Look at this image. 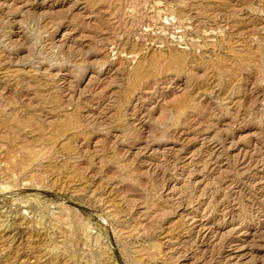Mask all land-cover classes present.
I'll return each mask as SVG.
<instances>
[{"label": "rangeland", "instance_id": "1", "mask_svg": "<svg viewBox=\"0 0 264 264\" xmlns=\"http://www.w3.org/2000/svg\"><path fill=\"white\" fill-rule=\"evenodd\" d=\"M0 264H264V0H0Z\"/></svg>", "mask_w": 264, "mask_h": 264}]
</instances>
